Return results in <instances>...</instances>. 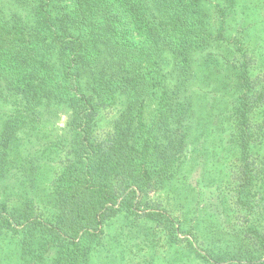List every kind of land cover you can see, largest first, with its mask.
<instances>
[{
    "label": "trees",
    "instance_id": "trees-1",
    "mask_svg": "<svg viewBox=\"0 0 264 264\" xmlns=\"http://www.w3.org/2000/svg\"><path fill=\"white\" fill-rule=\"evenodd\" d=\"M204 1L0 0V178L13 169L16 184H32L39 164L24 147L32 137L46 139L59 156L49 187L54 213L29 200L22 208L0 201V232L18 239L22 264L40 263L50 252L49 264H89L118 209L134 208L178 173L192 119L190 49L212 36L201 20ZM225 1L228 8L235 3ZM163 54L171 55L169 73L156 59ZM245 74L246 91L234 107L244 103L242 139L249 131L237 160L243 175L232 173L228 184L233 207L240 205L231 219L237 212L253 218L230 219L235 236L226 239L213 220L210 243H217L200 248L202 264H264V75ZM151 96L157 108L147 123ZM57 109L69 115L65 132L52 136L43 125L52 126ZM106 116L109 128L101 130ZM145 215L176 231L167 215ZM174 242L168 237V245Z\"/></svg>",
    "mask_w": 264,
    "mask_h": 264
},
{
    "label": "rangeland",
    "instance_id": "rangeland-1",
    "mask_svg": "<svg viewBox=\"0 0 264 264\" xmlns=\"http://www.w3.org/2000/svg\"><path fill=\"white\" fill-rule=\"evenodd\" d=\"M234 1L231 8L225 0L204 1L201 20L204 33L212 32V36L207 38L204 47L198 48L195 43L190 49L192 68L186 92L192 97V119L178 173L160 190L134 201V208L121 206L118 209L105 226L101 240L93 245L89 264H202L204 253L200 248L217 243V238L210 243L213 220L221 224L222 239L235 236L226 223L232 218L233 208L240 205L233 207L234 191L228 183L232 173L235 178L241 172L243 175L237 160L242 155L240 143L247 139L249 131L242 139L244 124L240 122L244 103L234 107L238 97L246 91L245 71L249 70L259 79L264 75V0ZM135 41L141 46L143 38L139 36ZM156 59L164 73L171 71V55L163 54ZM156 108L157 98L151 96L145 106L147 123L151 122ZM2 111L6 114L5 109ZM68 115L67 111L57 109L52 126H43L52 131V136H60L65 132ZM109 125L110 116H106L101 118L98 127L105 130ZM260 130L264 131V124ZM45 142L44 138L32 137V142L24 143V147H28L27 157L39 164L34 180L30 185L16 184L10 175L14 172L11 169L6 177L0 178V201L22 208L21 203L29 200L38 211L41 209L49 215L55 212L49 187L59 156ZM20 149L21 144H18L14 152ZM151 210L167 215L177 227L176 231L164 222L148 219L145 213ZM252 218L250 213L237 212L231 222L241 224ZM168 237L176 242L168 245ZM189 241L194 244L191 250L187 245ZM19 251L18 239L1 231L0 264H22ZM51 256V252L46 253L37 264H49Z\"/></svg>",
    "mask_w": 264,
    "mask_h": 264
}]
</instances>
